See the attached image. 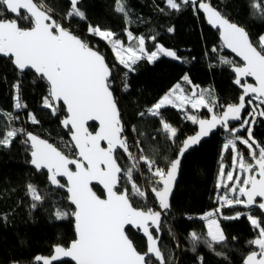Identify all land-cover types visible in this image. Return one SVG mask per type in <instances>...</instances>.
<instances>
[{"label":"snow or ice","instance_id":"obj_1","mask_svg":"<svg viewBox=\"0 0 264 264\" xmlns=\"http://www.w3.org/2000/svg\"><path fill=\"white\" fill-rule=\"evenodd\" d=\"M125 2L116 0L115 11L122 13L126 22L130 23ZM79 3L80 0H70V8L64 19H86L84 11L78 7ZM166 4L175 11H180L182 5H192L206 15L208 24L218 29L223 45L243 61L242 65L234 64L227 58H221L220 61L233 66L236 76L234 83L243 88V94L238 104L228 105L226 111L219 115L213 114L210 119L186 115V119L198 125L199 130L195 135L185 138L175 158L168 160L164 157L166 163L161 167L158 149L151 146L146 149L138 139L130 144L118 100L113 94L114 66L110 67L106 63L100 50L90 46L87 40L78 37L55 19V9L45 0H0V55L11 58L20 72L34 70L39 79L46 81L48 93L42 98V107L50 109L53 116L66 113L61 124L71 137L69 142H64L63 147H60L23 128H9L0 135V146L3 147H9L13 139L23 135V142L30 145L31 165L37 171L46 170L49 184L57 190H66L64 199L74 206L69 210L55 198L58 193L41 191L31 183L27 185L33 208L52 198L53 216L57 220L71 216L75 231V238L69 244L54 245L52 255H37L33 264H54L64 258H70L74 264H173L171 252L159 239L161 214L171 207L170 197L176 187L181 158L189 148L198 145L203 137L217 127L228 132L231 137L223 144L222 150L230 149L235 154L232 157L233 170L238 166L242 173L248 174L246 178L237 176L234 179L233 171L225 173L221 166L219 175L222 186L228 188L235 197L222 195L219 198L221 207L255 206L264 212V144L253 137L251 127L256 123L257 116L264 117V108L261 107L264 105V34L253 41L243 26L232 22L222 8L214 6L211 0H166ZM249 7L253 18L264 20V0H250ZM7 13L15 14L16 18H8ZM18 20H26L29 26L22 27ZM89 33L107 41L116 61L127 69L122 78L124 91L130 88L128 72L134 71L133 65L141 59L146 58L150 63L160 55L181 59L175 51L160 45L156 46V50L147 52L145 38L133 37L131 31L127 32V37L129 41H137L136 47H125L119 38L114 39L116 34L111 30H102L100 26L89 25ZM247 77H251L255 85L242 83ZM182 79L187 84L192 83L187 75ZM14 87L17 93L15 109L19 110L26 105L21 103L19 85ZM197 88L193 86L189 95L177 84L146 112L138 115L160 117L162 128L157 129V132L163 131L168 139L175 142L178 130L164 119L161 109L171 106L184 111L190 105L193 110L206 108L209 113H213L216 100L211 91H197ZM245 96L252 97L247 102L252 105L248 113L251 120H241ZM0 116H6L9 120L19 119L15 113L5 114L2 110ZM28 119L34 125L40 123L31 112L28 113ZM230 120H239L240 127L230 126ZM90 121L97 122L98 130L95 132L89 131ZM242 128L247 131L246 138L236 135ZM132 131L137 132L135 126ZM139 134L144 135L142 132ZM151 139L155 140V137ZM237 141L247 147L250 159H246L245 154L238 149ZM132 147L139 154L131 151ZM122 154H127L131 164L119 163ZM141 165L147 168L149 175L144 176ZM137 173L146 180L147 188L154 194L161 211L148 207V196L144 185L136 178ZM225 179L232 182L233 186L229 188L228 184H224ZM94 182L103 187L105 198L94 191ZM257 197L261 198V202L257 201ZM138 201H143V205H139ZM219 212L218 208L201 217L207 221L206 237L196 232L190 235L192 241L200 242L203 239L209 251L227 259L224 253L215 248L216 245L227 247V238L216 218ZM241 215L247 216L256 232L255 238L247 243L258 249L249 251L243 264H264V217L237 211L234 215L222 218L239 219ZM2 219L6 221L7 218ZM127 226L142 230L146 237V251H138L130 239ZM198 260L203 264L202 256H198Z\"/></svg>","mask_w":264,"mask_h":264},{"label":"trees","instance_id":"obj_2","mask_svg":"<svg viewBox=\"0 0 264 264\" xmlns=\"http://www.w3.org/2000/svg\"><path fill=\"white\" fill-rule=\"evenodd\" d=\"M45 2L55 9V19L60 20L78 37L87 40L90 46L104 53L105 61L110 67L117 65L118 72L113 68V94L118 100L129 142L134 143L138 139L146 149L150 146L158 149L161 167L166 163L163 158L167 157L168 160L175 158L185 138L196 131L195 124L187 120L186 115L194 114L200 118H208L212 114H220L226 106L236 104L241 96L240 90L233 85L234 76L230 71L232 66L222 64L220 61L221 58H227L234 64L239 63L222 49L218 34L207 26L201 13L192 5H182L180 11H175L167 6L166 0H126L128 20L131 21L127 23L125 16L115 11L116 0H80L78 7L86 16L83 20L78 17L64 19L70 8V0ZM249 2L250 0H211L214 6L219 5L222 8L232 22L243 26L250 34V38L255 41L264 34V20L253 18ZM6 15L10 19L16 18L9 13ZM18 23L25 28L29 26L26 20H18ZM89 25L111 30L116 34L114 39L119 38L123 45L136 47L137 41L135 39L129 41L127 37V32L131 31L133 37L145 38L147 52L154 51L157 45H161L175 51L181 59L177 61L159 56L151 63L146 58L141 59L133 65L134 71L128 72L130 88L124 91L121 75L123 76L127 69L111 60L112 52L108 42L98 36H92L89 33ZM170 28L172 31H169ZM185 75L194 86L201 90H210L216 105L213 106V113H209L206 108L193 110L186 107L184 111L171 106L162 108L164 119L178 130L173 142L163 131L157 132V129L162 128L160 117L147 114L140 117L138 114L146 112L178 83L186 91L189 86L182 82ZM17 84L21 103L26 105L19 110L15 109L17 93L14 85ZM47 93L48 85L44 80L30 71L22 74L17 72L10 60L0 58V110L5 114L15 113L19 117L9 120L6 116H0V135L9 128H23L60 147H63L64 142H69L67 130L61 128V119L65 113L53 116L50 109L42 107V98ZM247 102L242 120L248 116L252 108ZM261 107L264 108V105ZM30 112L37 117L39 124L34 125L29 121ZM133 126L137 132L132 131ZM230 126L238 127L232 124ZM89 129L94 131L95 126L91 125ZM141 132L144 135H140ZM252 134L258 142L264 144V117L256 118V123L252 125ZM152 137H155V140L151 139ZM228 138H231L229 133L220 129L185 155L181 162L176 187L170 200L171 207L166 212L181 247L178 253L174 248V242L169 238L168 248L175 251L177 264H200L198 256L203 257V264H243L246 254L254 250L253 245L250 246L247 242L255 238L256 232L245 215L239 219H218L227 238L225 241L227 247L216 245L215 248L216 251L224 253L227 259L209 251L203 239L200 242L191 240L192 232L206 237L207 231L201 217L216 207L215 194L218 190L217 177L222 146ZM24 139L23 135H18L9 147L0 146V264H33L35 256H49L54 245H67L75 238L71 216L64 220H57L53 216L52 198L46 199L35 208L32 207L33 201L27 193V185L30 183L41 191L58 193L55 198L69 210L72 208L64 199L66 196L64 189L57 190L52 187L46 173L37 171L31 165L29 147L23 142ZM237 144L246 159H250L247 156V147ZM130 150L136 153L133 149ZM137 153L139 154L138 150ZM229 156L230 151L225 160ZM119 163L126 165L131 164V161L127 154H122ZM141 170L144 175H149L145 166L141 165ZM135 175L140 183V174ZM128 187L130 188V185ZM93 188L98 195L103 196L100 189ZM143 203L138 201L139 205ZM237 211L264 217V212L255 206L223 207L220 215L230 216ZM190 216L194 218L188 219ZM3 217L7 218L6 221L2 219ZM127 231L138 251H146L143 238L131 229ZM165 238L166 235L165 237L162 235L163 245ZM56 264L72 263L65 261Z\"/></svg>","mask_w":264,"mask_h":264},{"label":"water","instance_id":"obj_3","mask_svg":"<svg viewBox=\"0 0 264 264\" xmlns=\"http://www.w3.org/2000/svg\"><path fill=\"white\" fill-rule=\"evenodd\" d=\"M22 11H23V10H22ZM198 11H199V10H198ZM199 12H200L201 15L203 16L204 21L206 22L207 26L210 27L214 32H216V33L218 34V39H219V41H220V44H221V46H222V49H223L227 54H229L231 57H233L235 60H237V62H238L239 64L242 65V64H243V61H242L238 56H236V54L233 53V52L231 51V49H228L227 47H225V46L223 45V42H222V40H221V38H220V33H219L218 29H216V28L212 27L210 24H208V22H207V18H206V15H205L202 11H199ZM9 15L15 16V14H11V13H9ZM0 58H4V59H7V60H10L11 63H12L13 68H14L17 72H19V73L22 74V73H25V72H27V71H30V72H32L36 77H38L37 74H35L34 70H25L24 72H20V71L15 67V65L13 64L11 58H9V57H4V56H2V55H0ZM232 68H233V66L230 68V71H231V73L233 74V76H234V81H235L236 76H235V73H234V71L232 70ZM38 78H39V77H38ZM44 81H45V80H44ZM234 81H233V85H234L236 88H238V89L240 90L241 95H242V94H243V88H242L240 85H237L236 83H234ZM45 82H46V81H45ZM245 82H246V83H251V84L255 85V81H254L251 77L244 78V80H242V83H245ZM46 84H47V83H46ZM251 98H252L251 96H245V109H243L242 112H241V114H240V115H241V120H242V118H243V114H244V112H245V110H246V102H247L249 99H251ZM238 102H239V100H238ZM238 102H237L236 104H238ZM61 103H62V102H61ZM226 108H227V106L223 109V111H226ZM223 111H222V112H223ZM222 112H221V113H222ZM221 113H220V114H221ZM65 115H66V113H65ZM212 115H213V114H212ZM212 115H210L207 119H210ZM218 115H219V114H218ZM89 124L95 126V130L92 131V132H95L96 130H98L97 122H91V121H90ZM230 124H232V125H239V124H240V121H239V120H237V121H231V120H230V121H229V125H230ZM61 128H62L63 130H66V129L62 126V124H61ZM195 128H196V131H195V133H194L193 135H195V134L198 132V130H199V126H198V125H195ZM220 129H221L220 127H217V128L214 129V130H213L208 136L203 137V138L201 139V142H200L198 145H194V146H192L191 148L188 149L187 152H185L183 158L185 157V155H187V154L190 153L192 150H194L195 148H197V147H198L203 141L208 140V139L210 138L211 135L217 133ZM222 130H223V129H222ZM89 131H91V130L89 129ZM223 131H224V130H223ZM224 132H225V131H224ZM191 136H192V135H191ZM70 140H71V137H70V135H69V141H70ZM102 146H105V145L102 144ZM28 147H30L29 144H28ZM120 151L122 152V150H120ZM125 155H126V154H125ZM183 158H181V162H182ZM30 159H31V156H30ZM72 167H74V166H72ZM41 171H44V172L46 173V175H47L46 170H41ZM179 171H180V170H179ZM178 176H179V174H178ZM47 180H48V179H47ZM61 180H62L64 183H66V180H64V178H61ZM177 180H178V177H177ZM176 183H177V182H176ZM52 187H55V186H52ZM93 187H97L98 189H100V191H101L102 194H103L102 198H105V197H106L105 190L103 189V187H102L101 185L95 184V182H94ZM174 189H175V188H174ZM64 191H65V193H66V190H64ZM173 192H174V191H173ZM172 195H173V194H172ZM152 196H153V198L155 199V202L157 203V205H158V207H159L158 201L156 200L154 194H152ZM171 197H172V196H171ZM171 197H170V200H171ZM242 199H245V198L242 197ZM257 201H258V202H261V198L257 197ZM67 203H68L69 206L74 207V206L70 205V203H69L68 201H67ZM252 207H254V206H252ZM252 207H251V208H252ZM159 211H161L160 208H159ZM166 212H167V210H166ZM166 212H165V211H162V214H165ZM162 214H161V219H162ZM71 219H72V221H73V228H74V219H73L72 217H71ZM128 229H131V230H132L133 232H135L138 236H140L141 238H143V240L145 241V244H146V237L143 236V232H142V230L138 231L137 229H135V228H133V227H131V226H127V230H128ZM74 233H75V231H74ZM159 239H160V241H161V232L159 233ZM253 248H254V250H258V249H255V246H254V245H253ZM52 254H53V249H52V252H51L50 255H52ZM50 255H49V256H50ZM46 257H47V256H46ZM65 261L74 264V262L71 261L70 258H64L62 261L54 262V264H56V263H61V262H65Z\"/></svg>","mask_w":264,"mask_h":264},{"label":"rangeland","instance_id":"obj_4","mask_svg":"<svg viewBox=\"0 0 264 264\" xmlns=\"http://www.w3.org/2000/svg\"><path fill=\"white\" fill-rule=\"evenodd\" d=\"M110 47H111V45H109ZM125 47H127L126 45H124ZM161 46V45H160ZM165 48V47H164ZM167 49V48H166ZM169 50H171V49H169ZM111 54H112V57H110L111 58V60L112 61H115V62H117L118 63V61H116V59H115V54H114V52L112 51V48H111ZM160 56H163V55H160ZM169 58H171V57H169ZM174 60H177V61H179L180 59H174ZM106 63L108 64V62L106 61ZM110 66V65H109ZM182 82H184V81H182ZM179 84V83H178ZM185 84H187V83H185ZM188 86H189V88H187L186 89V93H188L189 95H190V90L192 89V87L194 86L192 83L191 84H187ZM174 88V87H173ZM173 88H171V89H173ZM170 89V90H171ZM169 90V91H170ZM197 91H200L201 89L198 87L197 89H196ZM168 91V92H169ZM167 92V93H168ZM166 93V94H167ZM165 94V95H166ZM163 97V96H162ZM161 97V98H162ZM160 98V99H161ZM159 101V100H158ZM157 101V102H158ZM167 107V106H166ZM186 107H188V108H190L191 109V107H190V105L189 106H186ZM165 108V107H164ZM187 109V108H186ZM202 109V108H201ZM198 110H200V109H198ZM257 117H259V116H257ZM256 117V118H257ZM244 119H249V120H251V118L249 117V116H246ZM253 125V124H252ZM252 125H251V127H252ZM238 127H240V124L238 125ZM244 132V134L242 135V133ZM236 135H238V136H243V137H247V131L245 130V129H241V131L240 132H238ZM237 143H239V141H237ZM241 144V143H240ZM237 147H238V144H237ZM238 149H240L241 150V148H239L238 147ZM230 151V156L228 157V159L227 160H225L227 157V154H228V152ZM235 154L234 153H232L231 152V150L229 149L228 151H223L222 150V156H221V162H220V169H219V173H220V170H221V166L223 165V168H224V171H225V173H227L228 171H233V176H234V179L237 177V176H240L241 177V179H243V178H246V176L248 175L247 173H242L240 170H239V168H238V166L235 168V170H233V167H232V157L234 156ZM223 183L224 184H228L229 185V188L230 187H232L233 186V184H232V182H229V181H227L226 179L223 181ZM218 185H220L219 187H218ZM217 188H218V191H221L222 190V195H225V194H228V195H230V196H232V197H234L230 192H229V189L227 188V189H223V186H222V182H221V177H220V175L218 174V177H217ZM235 198V197H234ZM241 199H242V197H241ZM235 206H242V205H235ZM234 206V207H235ZM225 207H228V206H225ZM240 213H242V212H240ZM204 216V215H203ZM242 216V215H241ZM240 216V217H241ZM246 216V215H245ZM223 217V215H220L219 217H216L217 218V220L219 219V218H221V219H223V220H230V219H224V218H222ZM246 218H247V216H246ZM248 219V218H247ZM201 220H203V219H201ZM203 223H204V227H205V229H206V231H207V221H205V220H203ZM219 223V222H218Z\"/></svg>","mask_w":264,"mask_h":264},{"label":"built area","instance_id":"obj_5","mask_svg":"<svg viewBox=\"0 0 264 264\" xmlns=\"http://www.w3.org/2000/svg\"><path fill=\"white\" fill-rule=\"evenodd\" d=\"M103 55H104V53H102ZM115 66H114V70H116L117 72H118V67H117V65L116 64H114ZM121 75V74H120ZM121 78H123V76L121 75ZM128 137V136H127ZM128 139H129V137H128ZM131 144V143H130ZM131 149H133L136 153H137V149L135 148V147H132ZM138 154V153H137ZM144 176H146V175H144ZM140 183L142 184V185H144V187H145V190H146V194H147V196H148V203H149V207H151V208H153L154 210H158V207H157V204L155 203V201L153 200V198H152V193L150 192V189H148L147 188V182H146V180H144V178H143V176H141V180H140ZM228 195V194H227ZM222 196V192L220 191V192H217L216 193V207L214 208V209H212V210H210L211 212H215L216 211V209H220V211H221V209L224 207H221V204H220V202H219V198ZM229 197L230 198H234V197H232V196H230L229 195ZM210 211H207L206 213H205V215L208 213V212H210ZM220 213V212H219ZM219 213H216V214H219ZM194 217L193 216H190V217H188V219H193ZM161 231L163 232V234H164V237H165V235H166V238L164 239V245H166V247H167V249L169 250V244H168V240H169V238L174 242V245H175V250H177V252L179 253L180 251H181V247H179V244H178V242H177V237H176V234L174 233V229H173V227H172V225H171V220L169 219V217L166 215V214H162V219H161ZM174 237V238H173ZM170 251V250H169ZM171 252V254H172V257H173V263L174 262H176V264H177V258H176V254H175V251H170ZM166 255H167V253H166Z\"/></svg>","mask_w":264,"mask_h":264},{"label":"clouds","instance_id":"obj_6","mask_svg":"<svg viewBox=\"0 0 264 264\" xmlns=\"http://www.w3.org/2000/svg\"><path fill=\"white\" fill-rule=\"evenodd\" d=\"M152 198H153V196H152ZM153 200L155 201V199L153 198ZM156 203V202H155ZM157 204V203H156ZM149 207V206H148ZM157 207H158V205H157ZM212 210V209H211ZM157 211H159V207H158V210ZM210 211V210H209ZM166 214V213H165ZM162 235L164 236V234H163V232L161 231V237H162Z\"/></svg>","mask_w":264,"mask_h":264}]
</instances>
